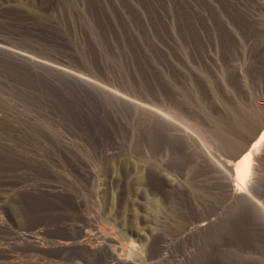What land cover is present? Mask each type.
Segmentation results:
<instances>
[{"label": "rangeland", "instance_id": "1", "mask_svg": "<svg viewBox=\"0 0 264 264\" xmlns=\"http://www.w3.org/2000/svg\"><path fill=\"white\" fill-rule=\"evenodd\" d=\"M0 7V264H264V0Z\"/></svg>", "mask_w": 264, "mask_h": 264}, {"label": "bare ground", "instance_id": "2", "mask_svg": "<svg viewBox=\"0 0 264 264\" xmlns=\"http://www.w3.org/2000/svg\"><path fill=\"white\" fill-rule=\"evenodd\" d=\"M262 143H264V121L260 124L259 127H257L254 134L251 136L250 144L249 145L247 144L246 146L241 148V150L238 151V153L234 154L236 160L234 161L232 168H233V179H234L235 189L239 190L240 187L243 186L246 177L251 171L250 167L252 165L251 164V161L253 159L252 157H254L253 154L258 150V148L262 145Z\"/></svg>", "mask_w": 264, "mask_h": 264}, {"label": "trees", "instance_id": "3", "mask_svg": "<svg viewBox=\"0 0 264 264\" xmlns=\"http://www.w3.org/2000/svg\"><path fill=\"white\" fill-rule=\"evenodd\" d=\"M0 9H1V7H0ZM11 16L13 17V15H11ZM7 21L10 22V23H13V24L21 23L20 21H18V20H13V19H7ZM0 25H1V23H0Z\"/></svg>", "mask_w": 264, "mask_h": 264}, {"label": "snow or ice", "instance_id": "4", "mask_svg": "<svg viewBox=\"0 0 264 264\" xmlns=\"http://www.w3.org/2000/svg\"><path fill=\"white\" fill-rule=\"evenodd\" d=\"M239 187V186H238ZM243 191V189H241Z\"/></svg>", "mask_w": 264, "mask_h": 264}]
</instances>
